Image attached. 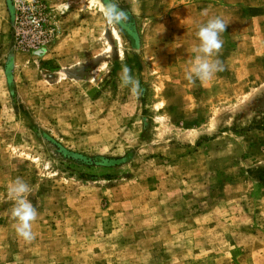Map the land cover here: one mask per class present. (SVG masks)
<instances>
[{"label": "rangeland", "instance_id": "1", "mask_svg": "<svg viewBox=\"0 0 264 264\" xmlns=\"http://www.w3.org/2000/svg\"><path fill=\"white\" fill-rule=\"evenodd\" d=\"M30 1L0 0V264H264V0H116L118 26L103 0H34L38 40L17 33ZM214 16L224 70L193 85ZM17 177L31 243L11 216Z\"/></svg>", "mask_w": 264, "mask_h": 264}, {"label": "clouds", "instance_id": "2", "mask_svg": "<svg viewBox=\"0 0 264 264\" xmlns=\"http://www.w3.org/2000/svg\"><path fill=\"white\" fill-rule=\"evenodd\" d=\"M103 17L105 22L112 26L127 23L129 14L119 7L116 0H103ZM228 23L218 16L211 17L206 23L199 26L196 36L198 44L192 48L194 62L185 71V79L196 84L212 80L218 72L224 70L219 56L222 54ZM119 86L128 88L137 97L142 94L139 80L133 75L127 65L122 67L119 75ZM31 187L21 177L15 178L8 188V196L14 202L11 216L15 222V232L25 243L35 239L33 223L38 217L37 208L30 202Z\"/></svg>", "mask_w": 264, "mask_h": 264}, {"label": "built area", "instance_id": "3", "mask_svg": "<svg viewBox=\"0 0 264 264\" xmlns=\"http://www.w3.org/2000/svg\"><path fill=\"white\" fill-rule=\"evenodd\" d=\"M16 12L17 33L23 38L34 36L38 40L46 20L42 13L43 7L32 0L28 3H21Z\"/></svg>", "mask_w": 264, "mask_h": 264}, {"label": "bare ground", "instance_id": "4", "mask_svg": "<svg viewBox=\"0 0 264 264\" xmlns=\"http://www.w3.org/2000/svg\"><path fill=\"white\" fill-rule=\"evenodd\" d=\"M115 34V33H114Z\"/></svg>", "mask_w": 264, "mask_h": 264}]
</instances>
